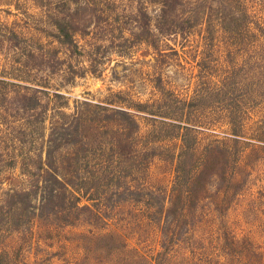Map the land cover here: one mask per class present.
<instances>
[{"label": "rangeland", "instance_id": "rangeland-1", "mask_svg": "<svg viewBox=\"0 0 264 264\" xmlns=\"http://www.w3.org/2000/svg\"><path fill=\"white\" fill-rule=\"evenodd\" d=\"M157 1L0 0V254L7 261L264 264V0H169L173 22L207 14L206 24L203 17L181 24L183 37L167 34L168 20L158 33ZM61 19L76 47L60 42L54 23ZM109 93L158 103L196 127L191 157L202 159L200 169L173 187V165L158 151L136 201L117 200L113 191L121 193L125 180L111 176L94 193L98 207L88 204L71 219L15 208L13 195L36 180L59 114ZM135 119L144 136L147 116ZM164 144L170 153L179 147Z\"/></svg>", "mask_w": 264, "mask_h": 264}, {"label": "trees", "instance_id": "trees-1", "mask_svg": "<svg viewBox=\"0 0 264 264\" xmlns=\"http://www.w3.org/2000/svg\"><path fill=\"white\" fill-rule=\"evenodd\" d=\"M157 4V31L161 35L165 34L161 23L167 20L170 21L165 27L168 28L167 34L180 37L185 32L181 24L194 23L202 17L206 24L205 11H197L193 17L185 16L173 22L169 15L172 10L169 0H158ZM54 25L60 42L67 47H76L68 21L56 20ZM4 84L5 81L0 79V85ZM30 100L35 102L33 97ZM127 102L130 101L121 95L109 93L104 102L81 101L71 115L60 113L58 125L51 127L45 141L43 161L35 175L36 180L29 191L13 195L15 208L21 205L24 211L27 208L34 209L38 217L43 216L44 210L47 213L55 210L71 219L78 211L87 210L88 204L98 207V198L94 193H103L101 188L111 176L125 180L121 190L123 194L113 191V196L117 200H126L121 196L126 194V198L132 199L131 196L137 197L145 190L143 177L149 159L158 155V151L164 152L173 165V187L181 185L185 174L190 175L200 169L202 159L191 157L196 127L174 119L177 114L158 103L148 105ZM115 104H127L132 112ZM139 113L145 114L150 122L144 136L140 135L139 124L135 119ZM231 132L236 130L231 129ZM170 140L179 143L175 153H170L164 147V143ZM95 182L97 184L94 187ZM81 199L85 203H81ZM0 264L24 263L7 261L0 254Z\"/></svg>", "mask_w": 264, "mask_h": 264}]
</instances>
